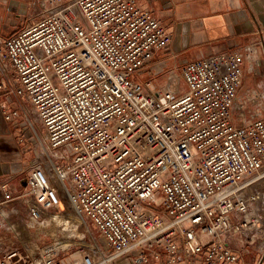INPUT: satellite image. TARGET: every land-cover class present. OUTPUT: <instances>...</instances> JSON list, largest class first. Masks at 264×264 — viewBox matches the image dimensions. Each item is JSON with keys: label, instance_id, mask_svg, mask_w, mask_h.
<instances>
[{"label": "built area", "instance_id": "1", "mask_svg": "<svg viewBox=\"0 0 264 264\" xmlns=\"http://www.w3.org/2000/svg\"><path fill=\"white\" fill-rule=\"evenodd\" d=\"M35 7L0 37V97L21 101L1 103L3 118L24 120L39 147L24 190L0 184V205L21 201L38 228L58 215L68 223L71 212L107 250L82 227L59 224L62 235L44 246L0 247V264H249L225 234L252 238L263 216L264 81L239 91L253 55L185 61L156 87L133 75L170 37L136 0Z\"/></svg>", "mask_w": 264, "mask_h": 264}, {"label": "crops", "instance_id": "2", "mask_svg": "<svg viewBox=\"0 0 264 264\" xmlns=\"http://www.w3.org/2000/svg\"><path fill=\"white\" fill-rule=\"evenodd\" d=\"M136 2L160 22L170 37L167 48L156 51L153 58L140 68V72H148L151 77L149 79L155 85H161L163 81L165 83L162 74L185 61L234 50L242 52L245 56L253 55L252 59H249V66L247 60L242 66L243 79L240 90L243 87L260 85L264 81L262 79L261 82L260 78L264 75L261 45V41H264V0ZM34 4L35 0H0V35L11 34L3 29V21H8L9 27L13 21L12 17L14 21L22 20ZM255 61L259 62L257 71L250 72L249 69L251 70ZM257 74L260 76L257 77ZM152 75L159 77L155 79ZM3 102L13 105L21 101L3 96L0 97V105ZM20 119L5 120L0 108V184L7 182L13 191L24 190L28 165L31 162V153L28 148H24L22 135L19 133ZM262 192L264 194V189ZM261 212L263 220L252 238L250 233L225 234L229 245L240 252L241 262L264 264V211ZM236 217L237 214L232 212L231 219L235 220ZM114 264H130V257L123 256Z\"/></svg>", "mask_w": 264, "mask_h": 264}, {"label": "rangeland", "instance_id": "3", "mask_svg": "<svg viewBox=\"0 0 264 264\" xmlns=\"http://www.w3.org/2000/svg\"><path fill=\"white\" fill-rule=\"evenodd\" d=\"M36 3L39 2L40 0H35ZM36 4H34L33 6H30L29 11L26 15V17H24L22 20H15L12 17L11 19L13 20L8 27V21H3L1 23V25L3 26V29H6V32H10L13 33L14 31L18 30L19 28H21L24 24H26L27 22H29L34 16H36ZM0 30H2L0 28ZM10 30V31H9ZM1 37H5V35H0ZM170 70V69H169ZM169 70L166 73H163L162 75L164 76V80H166V77L168 76ZM259 74H257V77ZM152 77L158 78L159 76L156 75H152ZM133 78L135 80H139V81H143L142 79L146 78L149 79L151 78L150 75L148 74V72L146 70L144 71H137L134 75ZM261 82L264 80V75H262L261 77ZM243 79V76H242ZM263 79V80H262ZM242 81V80H241ZM260 82V83H261ZM154 83V82H153ZM263 83V82H262ZM262 83L260 85H262ZM164 83H161V85H154L156 87H161ZM258 85H255L254 87H246L242 90L239 91L243 92L245 91L247 88H256ZM27 106V105H26ZM28 118L30 119H34V115L32 112H28ZM23 132V133H22ZM21 133V139L22 142L24 143L23 146L24 148H28V152L31 153V161L34 159L35 150H39V147L34 145L35 141H34V137H32V135H30L31 133L28 131L27 129V125L24 122V120L20 119V132ZM34 149H33V148ZM264 189V187H263ZM263 200H264V194H263ZM6 211V215L5 217L0 216V247L2 249V252H7L10 251L12 249H20L23 246H44L46 244H49L53 239L50 237V233H52L53 231L56 230V233L59 234L60 236L62 235V232L59 231L58 228V222H56V224H48L46 226L43 227H31L30 224H28V215H27V211H26V206L21 202V201H12L10 203H7L5 205H0V208H2ZM2 211V210H1ZM261 211H264V209H262ZM260 211V212H261ZM65 214H68V217L71 220H75L76 216H74L73 214H71V212H67ZM73 218V219H72ZM69 219V220H70ZM76 220H78L76 218ZM261 220H263V218H261ZM262 222V221H261ZM11 225V226H10ZM78 228L82 227L83 230H87V234H90L97 242L101 243L103 245V248L105 250H107L106 245L103 244V239L100 236L99 232L95 229V227L93 226V224L89 221L86 220L85 224L84 223H80L79 225H77ZM73 250H68L67 253L65 254V256H63L64 259H66L67 262H70L71 260H67L68 257L70 255H72Z\"/></svg>", "mask_w": 264, "mask_h": 264}, {"label": "bare ground", "instance_id": "4", "mask_svg": "<svg viewBox=\"0 0 264 264\" xmlns=\"http://www.w3.org/2000/svg\"><path fill=\"white\" fill-rule=\"evenodd\" d=\"M62 209H63V207H62V205L61 204H59L57 207H56V211L57 212H59V211H62ZM77 218V217H76ZM76 218H75V220L73 219V220H69V222L67 223V222H65V220H64V218H63V216L62 215H58L57 217H56V220H55V222H58L59 224H65V225H67L68 226V224L69 223H71L72 224V226L73 227H77V225H79L81 222H80V220L78 219V220H76ZM58 224V225H59ZM66 237H68L69 239H67V241L68 242H71L72 240H71V238L73 237V234H68Z\"/></svg>", "mask_w": 264, "mask_h": 264}]
</instances>
